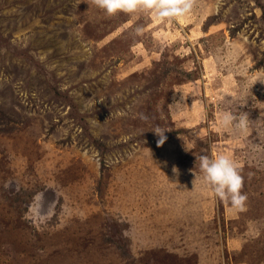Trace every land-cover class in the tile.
I'll return each mask as SVG.
<instances>
[{
	"label": "rangeland",
	"instance_id": "obj_1",
	"mask_svg": "<svg viewBox=\"0 0 264 264\" xmlns=\"http://www.w3.org/2000/svg\"><path fill=\"white\" fill-rule=\"evenodd\" d=\"M201 154L238 163L246 211ZM0 264H264V0H0Z\"/></svg>",
	"mask_w": 264,
	"mask_h": 264
},
{
	"label": "clouds",
	"instance_id": "obj_2",
	"mask_svg": "<svg viewBox=\"0 0 264 264\" xmlns=\"http://www.w3.org/2000/svg\"><path fill=\"white\" fill-rule=\"evenodd\" d=\"M198 0H91L99 10L108 17H115L123 13L134 15L139 13L150 14L159 21L176 20L183 18L194 11ZM142 29H137L139 33ZM223 125L244 131L247 129L249 118L247 113L239 116L225 113ZM158 137L157 146L162 147L167 140L166 130L157 127L153 131ZM202 174V180L211 187L215 196L221 202L239 212L246 211L248 195L243 191L244 177L241 174L238 163L227 155L209 156L201 154L196 156V166ZM174 173H179L177 168H173ZM196 179L201 177L194 173Z\"/></svg>",
	"mask_w": 264,
	"mask_h": 264
},
{
	"label": "bare ground",
	"instance_id": "obj_3",
	"mask_svg": "<svg viewBox=\"0 0 264 264\" xmlns=\"http://www.w3.org/2000/svg\"><path fill=\"white\" fill-rule=\"evenodd\" d=\"M200 35H201V34H200ZM209 43H210V42H209ZM209 45H210V44H209ZM208 54H209V53H208ZM210 54H211V53H210ZM204 69H205V67H204ZM193 77H194V76H193ZM184 158H185V157H184ZM189 158H190V157H189ZM189 158H188V159H189ZM136 164H137V163H136ZM136 164H135V165H136ZM183 164H184V163H183ZM138 166H139V165H138ZM126 168H127V167H126ZM126 168H125V169H126ZM133 168H134V167H133ZM130 169H131V168H129V170H130ZM134 169H135V168H134ZM182 169H183V168H182ZM127 170H128V169H127ZM187 172H188V171H187ZM187 172H186V173H187ZM188 174H189V173H188ZM190 178H192V176H191ZM173 179H174V178H173ZM176 182H177V180H176ZM186 186H187V185H186ZM197 186H198V185H197ZM169 188H170V187H169ZM171 189H172V188H171ZM187 191H188V190H187ZM196 192H198V189H197ZM190 193H191V192H190ZM178 194H179V193H178ZM196 194H197V193H196ZM168 195H169V194H168ZM134 203H135V202H134ZM156 203H157V201H156ZM107 204H108V203H107ZM172 204H173V200H172ZM131 206H132V205H131ZM138 206H139V205H138ZM156 207H157V205H156ZM162 207H163V206H162ZM165 207H167V206H165ZM130 208H131V207H130ZM136 208H137V207H136ZM126 209H127V208H126ZM157 210H158V209H157ZM162 210H164V209H162ZM132 211H133V210H132ZM132 211H131V212H132ZM167 211H168V210H167ZM150 212H151V210H150ZM151 213H152V212H151ZM154 213H155V211H154ZM166 213H167V212H166ZM147 215H148V214H147ZM149 215H150V214H149ZM157 218H158V217H157ZM151 220H152V219H151ZM154 220H155V219H154ZM158 221H159V219H158ZM153 222H154V221H153ZM150 224H151V223H150ZM154 224H155V223H154ZM158 224H159V223H158ZM152 226H153V225H152ZM155 226H156V225H155ZM158 231H159V230H158ZM159 232H160V231H159ZM151 235H152V234H151ZM163 239H165V238H163ZM166 239H167V238H166Z\"/></svg>",
	"mask_w": 264,
	"mask_h": 264
}]
</instances>
